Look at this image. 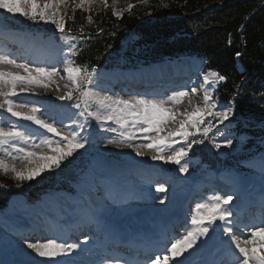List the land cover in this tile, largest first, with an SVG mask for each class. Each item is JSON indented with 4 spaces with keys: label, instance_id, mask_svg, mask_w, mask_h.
<instances>
[{
    "label": "snow or ice",
    "instance_id": "snow-or-ice-1",
    "mask_svg": "<svg viewBox=\"0 0 264 264\" xmlns=\"http://www.w3.org/2000/svg\"><path fill=\"white\" fill-rule=\"evenodd\" d=\"M149 0H141L147 4ZM67 0H0V9L5 13L26 18L33 23L51 24L59 33V39L68 43V51L62 61L64 74L60 69L47 63L34 66L27 61L18 60L8 53H0V173L12 174L17 181H32L43 173L61 169L74 153L86 149L89 144L87 135H82L86 126L91 127L95 120L104 132H115L117 135L107 142L117 148L132 149L136 156L144 157L148 151L154 153L153 161L178 166L180 173L189 172V153L193 146L204 144L207 140L214 143L209 135L214 129H219L223 135L226 121L235 123L231 118L236 115L234 101L228 106L219 105L214 97L217 86L227 82L226 75L216 70L202 74L203 106L197 105L194 111L177 112L174 109L183 102L191 92H197L196 87L190 90L179 89L166 96H102L96 91L98 87L97 73L93 68L76 63L72 57L78 55L77 46L72 41L77 38L71 35V29L66 30L65 16L61 14L62 6ZM101 3L108 7V0H78L77 8L90 12L93 5ZM167 7V5H163ZM136 5H129L131 11ZM125 10H114L113 15L122 18ZM2 15V14H0ZM92 22V17H87ZM0 29L8 31L6 17L0 18ZM231 44V40L228 41ZM237 57L241 53L236 54ZM67 78L72 87L64 95L56 98L60 101L75 102L71 107L78 109V117L74 127L56 121L43 105L37 106L27 97L39 95L40 89L47 92L54 77ZM65 87H68L65 85ZM59 91V88H57ZM15 118V122L8 117ZM183 117V119H178ZM51 121V122H50ZM19 122H30L35 129L26 127ZM169 124L176 127L164 133ZM59 125V126H58ZM37 129L43 131H37ZM36 136V139L33 136ZM221 143H214L219 149ZM223 146L232 148L233 140L225 137ZM264 164V156L260 157ZM27 164L26 168H18L17 164ZM264 171V168H262ZM47 178V177H45ZM157 192H166L164 186L156 187ZM232 194H213L205 201L196 203L190 215V227L185 226L182 236L156 254L148 264H188L185 253L197 248L199 243H206L218 231L228 237V243L238 250L237 264H264V243L258 244V238L264 237V225L249 228L240 226L239 216L234 218ZM160 203H164L161 199ZM264 209V199L261 201ZM87 214V210H85ZM219 222V223H218ZM233 225L239 230L234 232ZM247 229V234H245ZM88 241L85 240L86 244ZM27 248L36 256L48 258L50 264H73L71 260L56 259L57 257H72L81 250L79 243L56 239L47 241H28ZM183 257V259H178ZM103 264H132L129 260L106 258Z\"/></svg>",
    "mask_w": 264,
    "mask_h": 264
},
{
    "label": "trees",
    "instance_id": "trees-1",
    "mask_svg": "<svg viewBox=\"0 0 264 264\" xmlns=\"http://www.w3.org/2000/svg\"><path fill=\"white\" fill-rule=\"evenodd\" d=\"M67 22L72 29L80 27L91 36L80 60L89 69L118 50L121 42H128L133 34L139 36V41L128 50L130 54L135 53L133 48L150 46L168 50L184 37L187 51L207 57L212 70L226 75L227 96L243 86L244 96L264 98V0H149L147 4H136L119 19L108 7L101 11L79 10L69 15ZM238 52L247 75L238 73L235 67ZM245 76L248 82L258 80L255 85L259 92L255 93L247 83L242 85ZM60 183L49 181L43 187L52 189ZM19 184L11 174L0 173V190Z\"/></svg>",
    "mask_w": 264,
    "mask_h": 264
},
{
    "label": "rangeland",
    "instance_id": "rangeland-1",
    "mask_svg": "<svg viewBox=\"0 0 264 264\" xmlns=\"http://www.w3.org/2000/svg\"><path fill=\"white\" fill-rule=\"evenodd\" d=\"M133 2H134V0H114L115 10H126V9H128L129 5H132L133 4ZM77 3H78V0H67L66 5L65 6H62V8H61V14L62 15H65L66 13H68L70 11L76 10L77 9V6H76ZM103 6H104L103 4L97 3V4L93 5L92 7H96V8H99L100 9ZM97 83L98 84H100V83L103 84V81L97 80ZM57 88H59V91H57ZM61 88H62V85H58L57 84L56 87L55 86L54 87H52V86L50 87L51 90L49 91V94H44L42 92H39V93L44 98H50L52 100H59L56 97L59 96V95H64L68 91V89H65V88L61 89ZM200 93H203V90H200ZM193 100H192V104L194 105V103L196 101H193ZM176 108L174 109L175 111H176ZM167 128H169V126ZM101 133L105 136V138H102L101 139V141L99 142V145L96 148H97V150L101 151L102 153H106V154L109 153V154L121 155L122 158H124L125 156H127V159L129 160L130 163L131 162H134V161H141L142 162V159L149 160V161H147V160L143 161L144 163H152V162H155V161L151 160V156L154 153L148 151L147 154L144 157H138V156H136L135 152L132 149H130V148L120 147V148H122V149H120V148H117L116 146H114L112 144H109L107 141L109 139H111V138H109V134H111L112 132H104V131H102L100 129V134ZM107 134H108V136H107ZM127 151H129L130 153H127ZM17 167L18 168H26V167H28V165L27 164H19L18 163L17 164ZM92 174L95 175V172H92ZM92 181H93V178L91 177V179L89 181H87L85 184H90V183H92ZM78 186L81 187L80 184Z\"/></svg>",
    "mask_w": 264,
    "mask_h": 264
},
{
    "label": "bare ground",
    "instance_id": "bare-ground-1",
    "mask_svg": "<svg viewBox=\"0 0 264 264\" xmlns=\"http://www.w3.org/2000/svg\"><path fill=\"white\" fill-rule=\"evenodd\" d=\"M103 198L104 197H99V196L94 198L95 202L93 204H95L99 209H103V208L107 207L106 206V200H104ZM85 215L87 217V220L90 221V218H92V217L89 214H85ZM56 227L57 228L55 230L53 227L51 228V226H48V225L43 224V223L42 224L41 223L36 224L33 228H31V231L28 235L20 237V239H19L20 241L18 242V244L20 245V248L22 250L28 251L30 254L31 253L35 254L31 249L27 248L26 242H28V241H47L46 238L51 237V235L54 236L55 233H57L59 236L62 235V232L59 230L58 226H56ZM262 238H264V237L258 238V243H261L259 241L264 242V239H262ZM178 259H183V257H180Z\"/></svg>",
    "mask_w": 264,
    "mask_h": 264
}]
</instances>
